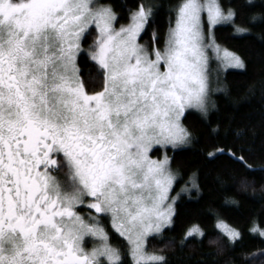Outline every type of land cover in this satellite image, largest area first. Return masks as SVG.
Instances as JSON below:
<instances>
[{
    "label": "snow or ice",
    "instance_id": "6c2138e0",
    "mask_svg": "<svg viewBox=\"0 0 264 264\" xmlns=\"http://www.w3.org/2000/svg\"><path fill=\"white\" fill-rule=\"evenodd\" d=\"M254 7L264 22V0L227 11L219 0H178L163 37L153 30L142 44L158 11L144 0L126 13L111 0H0V264H170L147 249L177 215L167 153L192 143L183 124L189 109L207 118L215 107L213 29L228 23L248 34ZM93 33L87 55L98 83L90 86L79 57ZM223 61L246 68L227 50ZM258 105V130L244 128L264 150V86ZM161 150L163 159H153ZM239 151L216 148L206 159L226 154L251 174ZM192 189L195 178L183 191ZM217 228L233 249L242 239ZM195 236L204 233L191 229L182 243Z\"/></svg>",
    "mask_w": 264,
    "mask_h": 264
},
{
    "label": "trees",
    "instance_id": "16d2710c",
    "mask_svg": "<svg viewBox=\"0 0 264 264\" xmlns=\"http://www.w3.org/2000/svg\"><path fill=\"white\" fill-rule=\"evenodd\" d=\"M111 2L118 6V11L122 8L126 13L139 0ZM144 2L158 9L153 24L141 40L148 44L153 30H158L162 37L166 33L168 14L178 0ZM219 2L227 10L238 7L242 0ZM251 2L259 5L261 0ZM259 13V7L252 8L249 13L258 19L252 22L248 34H237L235 26L228 23L214 28L215 41L240 56L246 68H227L223 71L221 88L212 96L215 107H210L208 117L195 110L186 113L183 124L192 133V143L167 153L172 159L171 168L178 177L171 191L177 194V215L173 226L160 235L148 238L147 249L167 256L170 264H179L180 261L183 264H264V236L258 233L264 231V150L262 139L254 137L253 128L249 126L247 131L244 128L255 125L258 130L259 125L258 93L264 86V22L259 19ZM93 39L94 33L89 35L84 46L92 43ZM79 67L90 86L98 83L87 54L82 53L79 57ZM236 125H241V128L237 129ZM237 131L240 135H236ZM216 148H224L225 153L234 149L237 155L243 148V154L251 165V174L230 162L226 154H218L219 159L209 162L207 153ZM193 178L199 184V191H183L191 189ZM217 220L224 221L242 234L234 249L217 228ZM254 226L260 230L253 231ZM195 228L201 230L204 236L190 237L182 243L186 233ZM112 243H119L114 233Z\"/></svg>",
    "mask_w": 264,
    "mask_h": 264
},
{
    "label": "rangeland",
    "instance_id": "374dc122",
    "mask_svg": "<svg viewBox=\"0 0 264 264\" xmlns=\"http://www.w3.org/2000/svg\"><path fill=\"white\" fill-rule=\"evenodd\" d=\"M101 2H103V0H101ZM225 11H227V10H225ZM204 19H205V24H206V19H207L206 13L204 14ZM117 27H119V25H117ZM213 31H214V29H213ZM141 43L144 44L143 42H141ZM90 44H88V45H90ZM88 45H86V46L83 45V47L85 49V51L83 52L84 54H87ZM215 46H218L219 54H217ZM215 46L212 47V48H209L208 51H207V55L209 57V61H208V75H209V83H210V89H211V91H210V101L211 102H212L213 94L215 92H217L218 90H220V88H221L220 81H221V76H222L223 71L225 69H227V68H231V67H228L227 64L223 61V54H224V51L227 50V49L221 47L216 41H215ZM228 52H230V51H228ZM230 53H232V52H230ZM189 110L197 111L196 109H189ZM163 156H164V151L163 150H161L159 152V154H154V155L152 154V158L153 159H163ZM173 173H175V172L173 171ZM170 196L173 197V198H177V194H172V192H170ZM218 223H222L223 225H226L229 228H232V227L227 225L222 220H217L216 221V226H217ZM254 228L257 229V227L254 226L252 228V230ZM258 230H260V229H257L256 232H258ZM258 233H260V232H258ZM87 247L91 248L92 247V243L89 242L87 244Z\"/></svg>",
    "mask_w": 264,
    "mask_h": 264
}]
</instances>
